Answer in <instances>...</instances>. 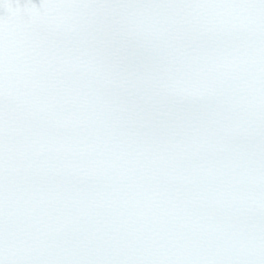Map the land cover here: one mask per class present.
<instances>
[{"label":"snow or ice","instance_id":"obj_1","mask_svg":"<svg viewBox=\"0 0 264 264\" xmlns=\"http://www.w3.org/2000/svg\"><path fill=\"white\" fill-rule=\"evenodd\" d=\"M0 264H264V0H0Z\"/></svg>","mask_w":264,"mask_h":264}]
</instances>
